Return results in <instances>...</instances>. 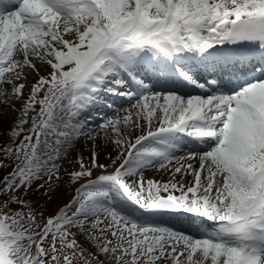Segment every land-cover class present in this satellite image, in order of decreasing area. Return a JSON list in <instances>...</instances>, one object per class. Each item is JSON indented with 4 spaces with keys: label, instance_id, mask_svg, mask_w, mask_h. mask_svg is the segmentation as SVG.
<instances>
[{
    "label": "snow or ice",
    "instance_id": "1",
    "mask_svg": "<svg viewBox=\"0 0 264 264\" xmlns=\"http://www.w3.org/2000/svg\"><path fill=\"white\" fill-rule=\"evenodd\" d=\"M5 169L0 264H264V0H0Z\"/></svg>",
    "mask_w": 264,
    "mask_h": 264
},
{
    "label": "rangeland",
    "instance_id": "2",
    "mask_svg": "<svg viewBox=\"0 0 264 264\" xmlns=\"http://www.w3.org/2000/svg\"><path fill=\"white\" fill-rule=\"evenodd\" d=\"M129 107V104H125V103H123L122 105H120L119 106V108H118V110L115 112V113H113L112 115H107V117L109 116H114L115 114H117V112H120L122 109H124V108H128ZM97 121H102V120H98V119H96V120H93L92 119V123H94L93 125H97L98 123H97ZM96 123V124H95ZM94 126V127H95ZM93 127V128H94ZM85 146L83 147H80V149H82V150H86V151H88L89 150V147H90V145L88 144V143H85L84 144ZM73 151H75L74 153H75V155L77 154V153H80V150L79 149H75V150H73ZM72 153V152H71ZM75 155L73 156V154H71V157L69 156V157H67L66 159H64V160H62L61 161V163L64 165V167L65 168H67L69 171L70 170H72V168H73V165L72 164H70V163H68V161L69 160H71V159H74V157H75ZM87 157V156H86ZM11 169H5L4 171H0V177H2L7 171H10ZM109 171H111V169H109ZM145 177V176H144ZM66 179V178H65ZM145 179H153V180H157V181H160L159 180V178H157L155 175H148V176H146L145 177ZM75 187L76 186H71V187H69L67 184H65L64 185V188H63V199L67 202L70 198H71V196L72 195H74V189H75ZM39 199H40V204H41V206L45 209V211H44V215L45 216H48V215H51L52 214V211H53V209L54 208H56L57 207V205L58 204H60L61 205V203H60V201L57 199V198H54L53 199V201H51V202H46V200L43 198V197H39Z\"/></svg>",
    "mask_w": 264,
    "mask_h": 264
},
{
    "label": "bare ground",
    "instance_id": "3",
    "mask_svg": "<svg viewBox=\"0 0 264 264\" xmlns=\"http://www.w3.org/2000/svg\"><path fill=\"white\" fill-rule=\"evenodd\" d=\"M30 80H31V78H30ZM113 112H116V109H114L113 110ZM122 114V113H121ZM102 115H104V114H102ZM116 115V114H115ZM114 115V116H115ZM16 116H17V113H9L8 114V116L5 118V121H4V124H3V129H7L8 128V126H9V124H10V122L12 121V120H14L15 118H16ZM114 116H110V117H114ZM103 118H107L106 116H104ZM102 120V119H101ZM100 122H102V121H100ZM100 122H97V123H100ZM94 123H92V122H90V126L91 127H94L95 125H93ZM96 124V123H95ZM27 127V126H26ZM86 142L84 141V140H80L79 142H78V144H77V146H76V150L77 149H79L80 150V153L79 154H82V155H84L85 157L86 156H88L89 155V151H90V147H89V150L88 151H86L85 149L84 150H82V149H80V147H84ZM90 145V144H89ZM101 145H102V147H101V149H100V162H102V163H109V161H107L106 160V156L109 154V153H111L112 155H115V153L114 152H112V149H111V147L109 146L108 148H104L103 147V142L101 141ZM74 149V150H75ZM75 151H72V153L70 152L69 154H68V157L70 156L71 157V154H73V156L75 155V153H74ZM178 154H180V153H178ZM155 175L157 178H159V180L160 181H162V182H166L168 179H169V175H168V173L167 172H165V171H163V170H160V171H158V170H156L155 168H149V169H147V170H145V172H144V176L146 177V176H148V175ZM187 179H189V180H191V177H188ZM59 201H60V203H61V205L63 204V203H66V201L63 199V192H61L57 197H56ZM177 227V229H180L181 228V226H176Z\"/></svg>",
    "mask_w": 264,
    "mask_h": 264
}]
</instances>
